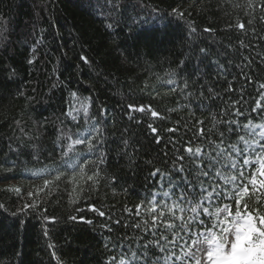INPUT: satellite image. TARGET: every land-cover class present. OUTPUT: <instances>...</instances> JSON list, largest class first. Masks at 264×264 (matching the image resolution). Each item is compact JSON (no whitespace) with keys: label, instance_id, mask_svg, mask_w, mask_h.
<instances>
[{"label":"trees","instance_id":"trees-1","mask_svg":"<svg viewBox=\"0 0 264 264\" xmlns=\"http://www.w3.org/2000/svg\"><path fill=\"white\" fill-rule=\"evenodd\" d=\"M262 85L264 0H0V264H167L214 189L264 215Z\"/></svg>","mask_w":264,"mask_h":264},{"label":"snow or ice","instance_id":"snow-or-ice-1","mask_svg":"<svg viewBox=\"0 0 264 264\" xmlns=\"http://www.w3.org/2000/svg\"><path fill=\"white\" fill-rule=\"evenodd\" d=\"M243 27V25H240ZM82 59H85L82 57ZM261 87H264L262 85ZM129 110L134 111L136 109L133 106L129 105ZM87 112V109H84ZM106 111V110H105ZM139 111H144L143 106L139 108ZM153 116H157L158 113L152 112ZM245 127H248L247 125ZM153 133H156L157 129L152 128ZM169 131H175V129H169ZM261 139L264 140V132L261 133ZM243 140V137H241ZM159 138L157 139V143H159ZM76 144L83 143V140L77 139L75 141ZM259 143V142H256ZM245 151L248 148H252L253 145L248 141H244ZM71 148V145H69ZM261 151H264V144L260 145ZM235 150V149H234ZM185 151L191 152L192 149L186 148ZM200 149H196V153H199ZM67 154V153H65ZM238 155H243L242 152H237ZM183 160V157H180ZM261 168L259 170L258 175L261 177L259 180V188H257V181L252 180L250 183L252 184L251 192L256 194L260 191V189H264V159L260 160ZM248 159H244V165H248ZM232 167H236L235 161L232 163ZM156 173H154L155 175ZM204 176H207L208 173H203ZM240 176L243 177V172H240ZM89 180H93V177L89 176ZM236 178L233 177V182H235ZM48 184V181H45V185ZM191 190V185H188ZM201 191H206L205 189H201ZM249 192V188L247 185H244L241 189L240 187L233 188V196H229L227 192L223 193L225 199L237 198L236 203V211L233 212L229 209L228 205H225L223 208L219 209L215 213H210L207 208H201V205L204 201H209L213 195H220V192L217 190H213V192L208 193V195L203 197V200L197 204L196 206L191 208V212L196 214L199 211H203L204 215L211 217L215 215L217 217L216 225H213L212 228L207 229L205 232L200 233L204 237V241L201 244L205 248V255L201 256L200 259H195V264H203V261L206 260L207 264H264V215H261L258 211H249V206L247 203H243L241 208L242 196ZM31 195V194H30ZM166 197L169 195L168 193L164 194ZM185 199L184 194H181L180 200L183 202ZM165 208L168 209L169 212L175 215V210H179L181 213L185 211L184 208L179 207L178 204H174L171 208L167 205H164ZM92 210L95 208L93 206ZM155 211V209H153ZM255 213V214H254ZM103 215V213H100ZM137 214H139V206L137 207ZM163 215V213H161ZM224 218L221 220L220 217ZM75 219V218H73ZM84 218L81 217V220ZM182 219V218H181ZM156 219L153 220V227L156 226ZM202 223V221H201ZM218 225V227H217ZM166 228L171 229L175 227L173 224L165 225ZM218 233V234H217ZM159 244V241L157 242ZM195 244V241L193 242ZM199 250V249H198ZM164 251V249H161ZM135 258V257H134ZM190 259H194V256L189 254ZM121 264H125L122 260Z\"/></svg>","mask_w":264,"mask_h":264},{"label":"rangeland","instance_id":"rangeland-1","mask_svg":"<svg viewBox=\"0 0 264 264\" xmlns=\"http://www.w3.org/2000/svg\"><path fill=\"white\" fill-rule=\"evenodd\" d=\"M258 132V136L254 137L255 140V144H254V149L252 150V152L246 151L247 153L249 152L250 155V159L249 164L245 165L247 166V168L250 167L251 163H254V168L251 172V177L248 180H256L259 181L261 179V177L258 175L259 170L261 168V163L260 160L264 159V151H261L260 149V145L263 144L264 140L261 139V133L264 132V126H260L257 129ZM259 142V143H256ZM224 206H220L218 208H216L215 212H217L219 209L223 208ZM234 214V213H233ZM224 217L221 216L220 219L222 220ZM217 222V217L214 215L213 217V221H212V226L210 228L213 227V225H216ZM218 227V225H217ZM207 230V229H206ZM206 230L200 232L203 233ZM197 234L194 236L193 240L190 242V244L188 246H186L185 244H181L177 249L176 252L177 253H171L167 264H195V259H200L201 256L205 255V248L204 246L201 244L202 241H204V237L202 235ZM218 234V233H217ZM195 241V244L193 243ZM199 249V250H198ZM189 254H191L192 256H194V259H190ZM203 264H207L206 260L203 261Z\"/></svg>","mask_w":264,"mask_h":264}]
</instances>
